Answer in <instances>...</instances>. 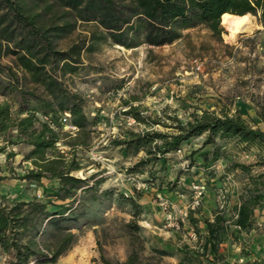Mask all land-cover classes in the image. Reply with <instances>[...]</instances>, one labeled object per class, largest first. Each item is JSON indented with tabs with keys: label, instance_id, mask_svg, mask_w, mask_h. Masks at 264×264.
Returning a JSON list of instances; mask_svg holds the SVG:
<instances>
[{
	"label": "rangeland",
	"instance_id": "374dc122",
	"mask_svg": "<svg viewBox=\"0 0 264 264\" xmlns=\"http://www.w3.org/2000/svg\"><path fill=\"white\" fill-rule=\"evenodd\" d=\"M250 19L251 29L232 41L225 38L228 31L224 28V44L201 27L187 31L186 38L172 46L143 45L134 50L110 42L87 49L91 37L101 35L104 30L96 23L78 21L71 34L56 46L57 50L68 51L74 44L79 47L84 44L79 54L66 63L46 66L47 74L57 79L67 92L82 99L85 115L95 123L91 128L90 148L78 153L83 170L71 175L81 179L96 175L91 184L104 179L101 189L115 188L138 201L143 208L139 225L148 254L152 248L171 252L187 248L198 252L196 256L201 264H264V147L247 146L235 139H218L223 158L202 165L196 164L192 153L202 151L205 137L193 138L182 146V153L169 155L166 169L161 165L148 166L143 173L130 175L126 169L147 154L130 151L124 156L123 148L116 143L128 137L127 131L174 132L160 124L138 123L126 115L130 106L138 107L142 117L149 121L162 119L167 125L173 123L168 117L175 116L187 123L205 110L221 116L228 109L231 114L239 112L252 126L264 131V122L253 102L261 98L264 105V25L257 17L250 15ZM9 61L4 59L2 63ZM23 89L47 97L46 89L30 76ZM30 109L39 111L34 104ZM58 146L67 152L66 146ZM12 150L16 153L12 160L6 161L0 155V176L5 177L0 183V194L8 198V203L33 198L46 202L48 199L39 185L21 178L32 169L29 162L23 161L29 147L18 144ZM237 165L247 166L248 170ZM149 178L155 181L154 185L148 182ZM143 183L148 188L138 190L136 185ZM196 184L204 185L205 191L200 205L192 209ZM158 195L172 205L175 227L169 225ZM250 197H259V203L251 226L240 229L234 225L237 207ZM216 215L225 222L219 251L214 256L209 252L204 254L202 245L207 231L203 221L213 222ZM103 218L102 226L87 225L74 230L76 244L56 264H102L94 231L103 255L113 262L124 261L127 238L123 221L131 219V207L117 202ZM193 219L198 222L194 223ZM8 261V256L0 255V264ZM163 261L178 264L179 258L165 257Z\"/></svg>",
	"mask_w": 264,
	"mask_h": 264
},
{
	"label": "trees",
	"instance_id": "16d2710c",
	"mask_svg": "<svg viewBox=\"0 0 264 264\" xmlns=\"http://www.w3.org/2000/svg\"><path fill=\"white\" fill-rule=\"evenodd\" d=\"M225 14L251 15L264 25V0H0V155L9 161L16 156L14 146L31 147L23 161L29 162L32 169L21 178L39 185L48 199L8 203V198L0 194V255L9 257L7 264H56L76 244L77 235L73 231L87 225L102 226L105 212L117 202L131 207V219L123 221L126 259L122 262L107 259L94 231L102 264H164L165 257H178V264H201L194 249L171 252L152 248L148 254L139 225L143 208L138 201L115 188L101 189L104 179L91 184L96 175L84 179L71 175L83 170L78 153L90 148L91 128L95 123L85 115L82 99L67 92L45 70L47 64L66 63L79 54L84 44L81 47L74 44L68 51L57 50L56 46L71 34L78 21L96 23L104 30L101 35L91 37L87 49L110 42L134 50L143 45L172 46L185 39L187 31L201 27L224 44L225 29L221 20ZM4 59L11 61L3 64ZM27 76L46 89V98L23 89ZM261 100L253 99V102L257 105L258 117L264 122ZM31 104L39 111L30 109ZM222 112L220 116L205 110L187 123L175 116L168 117L173 123L167 125L162 119L149 121L142 117L138 107L130 106L126 115L138 123L160 124L174 132L127 131L128 137L116 142L123 148L124 156L130 151H144L147 157L126 172L137 175L146 167L157 165L166 169L169 155L198 137H205L202 151L192 154L196 164L202 165L223 158L218 139H235L247 146L264 147L262 129L252 126L239 112L231 114L228 109ZM64 114L69 115L68 122L76 128L75 133L63 131ZM39 116L48 117L54 127L41 121ZM58 144L66 146L67 152L61 151ZM237 166L248 170L247 166ZM4 178L0 176V183ZM44 179H56L58 187L45 188ZM148 182L155 181L149 178ZM259 199L250 197L242 201L237 207L234 225L240 229L251 226ZM224 222L219 215L213 222L203 221L207 231L202 245L204 254L217 255Z\"/></svg>",
	"mask_w": 264,
	"mask_h": 264
},
{
	"label": "built area",
	"instance_id": "2783aa9c",
	"mask_svg": "<svg viewBox=\"0 0 264 264\" xmlns=\"http://www.w3.org/2000/svg\"><path fill=\"white\" fill-rule=\"evenodd\" d=\"M39 118L41 119V121L48 123L52 128L54 127V125L51 123V121L49 120L48 117L39 116ZM68 119H69L68 114H64V116L61 118V124L63 125V131L68 132L70 134H73L74 132H76V128L69 124ZM177 152L182 153V149L178 150ZM136 188L138 190L146 189V188H148V184L147 183L137 184ZM193 190L195 191V197H194V201L191 205V208L195 209L197 206L200 205L201 196L203 195V193L205 191V186L200 185V184H196V185H193ZM158 198H159L160 207L167 214V218L170 221L169 225L175 227L176 225L172 223V213H171V210H172L171 206L172 205L169 204L168 202L164 201V199H162L161 196H159V195H158Z\"/></svg>",
	"mask_w": 264,
	"mask_h": 264
},
{
	"label": "bare ground",
	"instance_id": "6f19581e",
	"mask_svg": "<svg viewBox=\"0 0 264 264\" xmlns=\"http://www.w3.org/2000/svg\"><path fill=\"white\" fill-rule=\"evenodd\" d=\"M221 25L228 31L225 38L228 41L234 40L238 34L250 30L252 27L250 15L235 16L231 14H225L222 16Z\"/></svg>",
	"mask_w": 264,
	"mask_h": 264
},
{
	"label": "crops",
	"instance_id": "0c3cea01",
	"mask_svg": "<svg viewBox=\"0 0 264 264\" xmlns=\"http://www.w3.org/2000/svg\"><path fill=\"white\" fill-rule=\"evenodd\" d=\"M30 150H31V147H29V151ZM44 180H45V183H44L43 186L45 188H47V189H55V188L58 187V181L56 179H44ZM139 202L142 203V201H139Z\"/></svg>",
	"mask_w": 264,
	"mask_h": 264
}]
</instances>
